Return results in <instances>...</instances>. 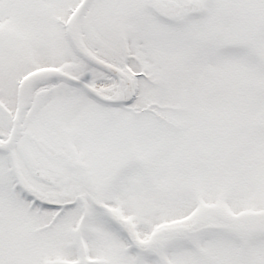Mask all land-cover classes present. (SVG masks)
I'll use <instances>...</instances> for the list:
<instances>
[{
  "label": "snow or ice",
  "instance_id": "snow-or-ice-1",
  "mask_svg": "<svg viewBox=\"0 0 264 264\" xmlns=\"http://www.w3.org/2000/svg\"><path fill=\"white\" fill-rule=\"evenodd\" d=\"M0 264H264V0H0Z\"/></svg>",
  "mask_w": 264,
  "mask_h": 264
}]
</instances>
